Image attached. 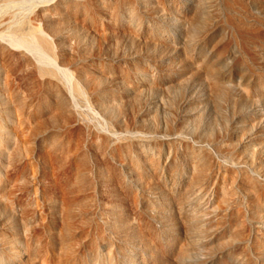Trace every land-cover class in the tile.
Here are the masks:
<instances>
[{"label":"rangeland","instance_id":"374dc122","mask_svg":"<svg viewBox=\"0 0 264 264\" xmlns=\"http://www.w3.org/2000/svg\"><path fill=\"white\" fill-rule=\"evenodd\" d=\"M21 1L0 0V32L30 13L81 107L29 135L18 101L44 97L45 78L0 36V258L264 264V0H64L60 34L44 18L59 0L8 6ZM58 133L86 178L53 176L36 145Z\"/></svg>","mask_w":264,"mask_h":264},{"label":"bare ground","instance_id":"6f19581e","mask_svg":"<svg viewBox=\"0 0 264 264\" xmlns=\"http://www.w3.org/2000/svg\"><path fill=\"white\" fill-rule=\"evenodd\" d=\"M29 1L30 0H26L25 2ZM40 1L44 4L52 5L57 0ZM25 2L21 1L17 2V4H8V6L16 8L21 3L26 4ZM57 2V4L44 11L47 12L44 14V18L47 19L48 28H50L55 34H60L62 32V26L53 22V16L57 15L61 17L66 7L70 9L72 1L66 2L64 0H59ZM81 7L82 4L76 3L73 9L77 12ZM29 14L25 13L23 17L18 18L19 20H12L13 18L9 17L7 20L3 21L2 24H9V27L7 33L0 32V36L3 41L5 40L4 42H6L9 47L25 49L27 52L33 54L38 62L34 61L30 56H25L23 58L24 65L27 69L31 68L32 71H37L38 69L40 74L45 78L46 91L44 92V97L40 98L33 92L30 98L26 97V99L24 98L18 101L19 103L17 106V110L20 113L27 115L30 124L29 135H32L34 138L39 131L42 132L43 130L45 131L49 129L48 126H50L51 123L48 122V118H52L57 124L62 122L65 127L68 126L81 107V94L79 93L80 90L78 85H75L74 83L73 74H71L65 67V61L53 57L44 42L32 34L31 29L34 19L31 14ZM35 19H37V17H35ZM18 24H21L19 28L16 27ZM15 27L17 29H13ZM1 53L8 54V50L2 48ZM54 65H56L55 67L58 72L53 71L51 68H47V66L51 67ZM30 74L31 71L28 72L26 76L29 77ZM7 86H10L8 82ZM124 126L126 127V130H129L127 122H125ZM105 128L109 133L112 132V128L110 129L108 126H105ZM128 132L129 133L126 135H129L130 137L138 136V132ZM115 134L123 135V133L118 132H115ZM63 137L64 135L62 133H58L57 135L54 134L52 136H44V141L49 143L50 140L51 146L46 150L44 149V145H41L40 147L36 145V148L45 160H50L47 162L50 163L51 170H54L53 176L57 179H60L63 176L75 177L77 179L86 178L89 170L88 167H90L87 156L85 155L82 158V161L76 160L75 152H73L71 148L67 150L64 147L65 143ZM126 147L127 149L132 150L133 144L127 143ZM13 148L18 151L20 148L19 143H16V147ZM72 157H74V159H72ZM66 165L67 168L64 169ZM11 166L15 172L26 177L27 174H31L28 166L23 164L22 161L13 163ZM0 264H18V262L16 257L10 256L9 258H0Z\"/></svg>","mask_w":264,"mask_h":264}]
</instances>
